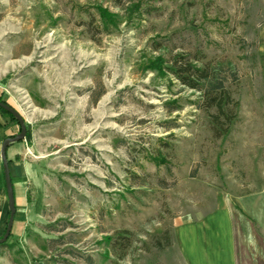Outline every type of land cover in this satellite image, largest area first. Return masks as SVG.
<instances>
[{"label":"rangeland","instance_id":"374dc122","mask_svg":"<svg viewBox=\"0 0 264 264\" xmlns=\"http://www.w3.org/2000/svg\"><path fill=\"white\" fill-rule=\"evenodd\" d=\"M178 54L228 80V135ZM0 97L30 212L0 264H180L175 226L221 205L264 264V0H0Z\"/></svg>","mask_w":264,"mask_h":264},{"label":"crops","instance_id":"0c3cea01","mask_svg":"<svg viewBox=\"0 0 264 264\" xmlns=\"http://www.w3.org/2000/svg\"><path fill=\"white\" fill-rule=\"evenodd\" d=\"M3 116L0 112V139H5L6 123L10 122ZM21 145L16 144L8 150L11 167L12 157L20 153ZM11 172L17 209L14 227L25 228L30 216L27 182L23 177L15 178L13 168ZM9 219V202L4 186L0 187V239L6 233ZM174 241L180 264H238L232 216L223 205L195 221L178 223L174 229Z\"/></svg>","mask_w":264,"mask_h":264},{"label":"trees","instance_id":"16d2710c","mask_svg":"<svg viewBox=\"0 0 264 264\" xmlns=\"http://www.w3.org/2000/svg\"><path fill=\"white\" fill-rule=\"evenodd\" d=\"M159 61L160 64L165 63L162 58ZM194 61L197 60L191 55L178 54L168 63L167 69L184 87L203 93L206 111H215L214 114L210 115L214 135L217 138H222L230 132V128L237 117L235 109L238 108L239 104L234 102L231 93L226 88L225 83L228 82L226 78L220 79L215 70L209 67H199ZM0 100L3 101L1 97ZM5 104L8 103L5 102ZM0 112L9 118L12 125L17 126L21 132L20 125L13 116L2 109ZM223 119L226 121L225 125Z\"/></svg>","mask_w":264,"mask_h":264},{"label":"water","instance_id":"95a60500","mask_svg":"<svg viewBox=\"0 0 264 264\" xmlns=\"http://www.w3.org/2000/svg\"><path fill=\"white\" fill-rule=\"evenodd\" d=\"M0 109L6 111L11 116H13V118H15V120L19 123L21 128V132L18 135H16L15 137L7 138L3 142L1 149V158L3 161L5 184H6V191H7L9 211H10V219L8 222L6 233L3 236V238L0 239V246H2L8 242V240L12 235L14 223H15V216L17 213L14 187H13L11 169L8 159V150L13 144L20 143L21 141H23L27 137L28 130H27L25 118L16 109H14L12 106L8 104H5V102L1 100H0Z\"/></svg>","mask_w":264,"mask_h":264}]
</instances>
